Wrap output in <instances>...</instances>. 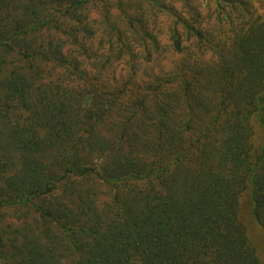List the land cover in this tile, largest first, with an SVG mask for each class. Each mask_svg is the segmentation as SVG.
Segmentation results:
<instances>
[{
	"label": "trees",
	"instance_id": "1",
	"mask_svg": "<svg viewBox=\"0 0 264 264\" xmlns=\"http://www.w3.org/2000/svg\"><path fill=\"white\" fill-rule=\"evenodd\" d=\"M91 1L0 0V264H264L240 214L264 232V18L152 1L179 56L142 66L137 7L106 32L130 59L110 72L82 56Z\"/></svg>",
	"mask_w": 264,
	"mask_h": 264
},
{
	"label": "rangeland",
	"instance_id": "2",
	"mask_svg": "<svg viewBox=\"0 0 264 264\" xmlns=\"http://www.w3.org/2000/svg\"><path fill=\"white\" fill-rule=\"evenodd\" d=\"M152 1L157 0H92L87 5V13L89 16V23L91 28L94 29V35L88 38L86 43L87 49L85 50L84 59L87 63H90L91 67L100 68L106 67V70L112 72L117 70H122L126 66H129L130 59L128 60L127 54L122 52L120 42L117 40L114 43L112 50H108V42L106 40L107 31L110 30L109 34L112 35V40L116 38V30L125 31L128 19L125 16L126 11L136 10L137 7L143 10L144 20L149 19L152 26V33L157 41V49L155 50L156 58L150 59L146 56L139 59L142 66L149 65L153 62L156 63L157 70L163 65V69L171 66L179 56L178 53L172 51L170 46L171 32L170 27L173 24L181 28V21H179L176 15L181 14L182 16L191 15V10H188V6H183L184 0H159L166 4V6H174L176 15L168 12L166 9L160 8L152 4ZM193 1V6L196 9L202 10L203 13L197 14L198 21H204L206 25H216L221 24L220 18L222 17L221 7L216 5V1H220L222 6L229 7L230 3L238 6L241 2V8L247 3V5H252L251 10L254 15H260L264 18V0H191ZM232 1V2H230ZM253 8V10H252ZM225 11L227 8L225 7ZM241 12L247 13L246 10H241ZM226 18V16H225ZM106 33V34H105ZM185 34V32H182ZM108 34V35H109ZM227 35V34H226ZM128 49L130 51L134 48L140 46L141 42L137 39H130L126 41ZM183 45H187V40H183ZM116 47V48H115ZM102 54V55H101ZM201 57L205 59H212L213 54L210 51L201 54ZM137 61V60H136ZM97 65H95V63ZM91 77L98 78V72H93ZM117 76H115L116 78ZM120 79V76L118 77ZM140 78L135 81L138 83ZM241 218L246 226L249 239L252 244L257 248L260 259L264 263V232L261 230L259 225L254 221L250 213V208L248 204V198L244 196L242 198L241 204Z\"/></svg>",
	"mask_w": 264,
	"mask_h": 264
}]
</instances>
